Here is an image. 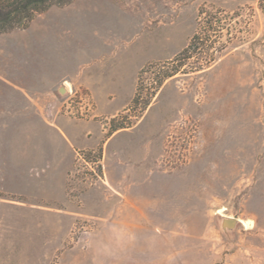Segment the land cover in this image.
Returning <instances> with one entry per match:
<instances>
[{"label": "rangeland", "instance_id": "rangeland-1", "mask_svg": "<svg viewBox=\"0 0 264 264\" xmlns=\"http://www.w3.org/2000/svg\"><path fill=\"white\" fill-rule=\"evenodd\" d=\"M0 264H264V0H71L1 33Z\"/></svg>", "mask_w": 264, "mask_h": 264}, {"label": "trees", "instance_id": "trees-1", "mask_svg": "<svg viewBox=\"0 0 264 264\" xmlns=\"http://www.w3.org/2000/svg\"><path fill=\"white\" fill-rule=\"evenodd\" d=\"M70 2L71 0H0V34L25 28L35 15L52 6H64ZM195 38L197 35L192 37V40L179 55L188 51ZM173 74L174 72L166 74L165 77H170Z\"/></svg>", "mask_w": 264, "mask_h": 264}, {"label": "water", "instance_id": "water-1", "mask_svg": "<svg viewBox=\"0 0 264 264\" xmlns=\"http://www.w3.org/2000/svg\"><path fill=\"white\" fill-rule=\"evenodd\" d=\"M59 90L63 92L65 89L61 87ZM235 224H236V220L232 218H223L221 222L222 227H228V228L233 227Z\"/></svg>", "mask_w": 264, "mask_h": 264}]
</instances>
